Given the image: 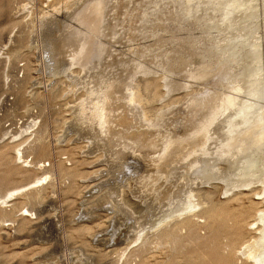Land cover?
Returning a JSON list of instances; mask_svg holds the SVG:
<instances>
[{"label": "rangeland", "instance_id": "rangeland-1", "mask_svg": "<svg viewBox=\"0 0 264 264\" xmlns=\"http://www.w3.org/2000/svg\"><path fill=\"white\" fill-rule=\"evenodd\" d=\"M74 1L0 0V264H254L252 259L245 258L240 253V249L244 242H251L259 236L258 226L260 223L254 222L253 219L258 210L264 209L263 182L260 179L258 183L251 184L252 186H240L241 188L238 187L232 191H227L226 187L230 183L226 174L229 172L227 170L232 167L222 161L217 165L216 169V174L220 175L219 178L207 182L198 179L189 180L187 175H191V178H193L192 176H201L198 172L199 168H193V170L189 169V165H187L186 169L185 165H182L183 168L179 169V172H182H177L175 177L167 182L160 177V172L156 171L161 169L159 165L161 163L163 166L165 165L162 173H166L165 170L168 171L169 167L179 164L177 160L179 161L182 158V154L186 153L192 146H185L186 150L183 148L181 151L170 149L167 151V157L161 160L162 158L160 157L164 153L162 147L157 148V151L154 148L146 149V155L145 152H141L142 149L140 150L136 143L131 146L132 133L138 132L137 134H139L144 130H137L144 129V125L146 126L145 122L141 120L137 108L132 109L131 106L132 110L130 109L129 111V109L121 107L123 103L119 102L116 108L114 107L116 112H111L110 124L113 127H116L117 123L119 126L120 119L124 117L121 119L123 121L121 125H128V128H131L129 133L122 130L124 133V138L122 139L119 137V129L112 130L115 133L108 134L106 135L107 137L96 134V132L98 133L96 125H91L88 116H86L87 118L85 117L86 113L80 110L82 101L85 98L87 99L85 89L87 91L96 88L95 90L100 91L101 89L100 92H102V87L108 85V82L122 81L121 78L134 74L136 67L142 64L151 71L155 68L152 72H154V77L158 78V93H167V87L163 86V80L161 79L164 76L169 80L176 81V85H178L162 97L160 101L153 104L154 107L161 108L163 106L160 110L163 111V108L165 110L162 112L161 121L145 134L149 136V139L156 140L159 143L161 141L162 143H169L170 137L174 140L176 135L183 134L185 129L182 128V121L189 115L188 119L191 122L197 120V117L192 116L194 106L190 103V99L206 95L207 91L205 90L213 83H218L215 89L221 86L216 80L218 76H211L206 81L203 80L204 83L200 80L204 84L201 85L198 80H192L187 74L189 71H193L194 68L196 70L201 66L196 56L198 52L196 46H203L213 42L220 36L216 34V31L211 34V31L208 37L201 38L198 35V32H200L199 28L194 25L202 24L204 18H207L206 15H209V13L211 15L212 11L214 13L216 6H214L213 1L168 0L167 3L164 1V6H162L163 4H155L154 0H118V2L117 0H106L108 1V6L113 9H110L109 13L112 12L113 14L109 15L108 13L106 16V22L103 24L105 31L101 39L105 43L103 57L109 58V63L104 61L106 58H102L103 61L98 62L100 64L98 67L97 60H92L90 65L87 66L88 68L86 67L83 70L79 65L70 67L66 57L68 58L67 53L69 54L72 50H70L71 42L65 41V35H58L60 27L56 25L65 24L69 20V16L64 15L67 11L72 10V6H69L70 4H79L83 0ZM175 2L179 4H175ZM180 2L183 3L180 4ZM254 3L261 15H264L263 0H254ZM24 6L27 8H24ZM155 6H157V9ZM158 6L161 11L158 10ZM184 6L186 8L188 6V10ZM213 7L215 9L208 11ZM114 8L117 9L115 10ZM114 10L115 12H113ZM154 10L158 16L153 15ZM187 11H190V13L188 12V15H190L186 17L184 15H186ZM59 12H61V15ZM261 15L256 18L257 24L263 22V16L261 17ZM158 17L159 19H157ZM249 20L242 18L238 21V24H241V26L243 24V27L245 24H254L252 22L254 21L253 19ZM110 23L113 24L111 25ZM125 23L128 25L124 26ZM146 24H149V29L147 34L142 36L141 31L143 26H145L144 29L146 28ZM167 24L168 26H166ZM173 25L175 28H171ZM155 27L158 28L156 29ZM115 28L117 29L115 30ZM61 30H63V26ZM151 30L153 31L150 32ZM184 35H187V38L185 36L184 39ZM133 37L136 38L134 39ZM198 37L201 42L194 43V40L197 41ZM189 38L190 40H188ZM136 40L142 45H139V43L137 45ZM63 41L65 42L63 43ZM141 41L144 42L142 43ZM19 42L22 44L19 45ZM64 46H67V48L65 47V49ZM152 46L153 48L151 49ZM136 47L139 49H136ZM13 49L15 51L18 50V53H15ZM60 49L63 51L61 52ZM113 50L115 51L113 52ZM111 52L116 54L117 58H115V55L113 57V54H110ZM139 52L141 57H139ZM144 53L147 54L145 55ZM154 55L155 58L153 59ZM190 55L196 57L193 59ZM56 56L60 57L58 62L62 63L61 66L59 63L55 67L53 66L51 59L53 58L56 61ZM120 57L123 59H119ZM159 61L162 62L160 63ZM118 62L120 64L122 62V64L120 65ZM211 63H213V60ZM164 66L168 68L165 69ZM96 68L97 70H95ZM100 69L106 70L108 74L106 71L105 73L103 72L104 74L101 73L102 70ZM168 69L170 72H168ZM118 70H120L119 73L117 72ZM165 71L168 74L164 75ZM99 72L101 73L100 79L98 78L100 76ZM139 76L141 77L137 73V77ZM96 77L97 80L99 79L98 83L100 86L96 81ZM111 77L117 79H111ZM103 83L104 86H102ZM201 87L204 91L198 92L197 89ZM241 95L242 93H240L239 97L243 98L244 96ZM115 98L109 97L108 103ZM262 100L259 101V105L264 107V98ZM115 103L116 101L114 100V102L112 101L109 104L114 105ZM167 108L168 110H166ZM120 113L122 114L120 115ZM113 114L118 115V117ZM122 115L123 117H121ZM118 120L119 122H117ZM137 120L141 123H138ZM185 126H187V122ZM126 136L128 137L125 138ZM126 139L128 140L126 141ZM212 139H209L208 146L209 150L212 149V153L214 152L213 146L217 147L219 143H223V140L224 143L226 142L225 138ZM111 142L116 143L113 145ZM18 148L23 152V158L21 159H19L20 157L16 152ZM127 148H129V151H127ZM121 151H126V155H119ZM157 152H159L158 155ZM148 155L151 158L150 160L146 158ZM159 155L161 156L158 157ZM131 156L134 158L139 157L142 162L148 161V164H134L136 160L132 159ZM153 163L154 165H152ZM261 169L264 172V166ZM259 174L257 172L255 176ZM36 179H40V181L35 183L36 186L34 185L26 191L15 194L5 204H1V198L6 193L13 189L21 188ZM186 182L191 183L192 188L195 190L206 189L208 192H213L212 201L215 203L220 202V209L222 208L221 205H224L226 198L241 190L243 194L240 195V201L230 200L225 207V212L230 215H239L244 210L247 212L246 220L249 224L239 230V228L234 226L231 228L224 226L222 219L218 221L215 219L216 221L211 220L212 223L210 224L212 225L208 226L209 223L206 224L208 221L205 217L195 216L192 218V222H196L194 230L187 232L182 229L180 232L185 237L177 246L170 245L168 242L162 243L157 235V227L159 225L155 224L159 221L158 217H161V220L164 218L166 221L172 216H177L176 212H172L173 215L166 217L165 214L168 210H163V212L162 209L168 206L166 204L169 192L174 189V196H172L175 198L176 192H179L178 188L175 189V186L180 184L183 186ZM213 184H216L217 188H213ZM156 192L166 195V198L161 200L164 202L159 208H156V203L153 201ZM255 192L257 193L255 194ZM163 194L159 196L163 197ZM237 201L238 203H236ZM258 201H261V203L255 205ZM196 209L188 210L189 212L186 210L185 212L193 214L199 211L200 206ZM138 211L141 213H138ZM174 214L176 215L174 216ZM134 217L135 219H133ZM137 235L141 236V238H137ZM229 243L234 246L236 254L229 253L227 246L225 247L226 251L224 250L225 244ZM238 250L240 254H237Z\"/></svg>", "mask_w": 264, "mask_h": 264}, {"label": "bare ground", "instance_id": "bare-ground-1", "mask_svg": "<svg viewBox=\"0 0 264 264\" xmlns=\"http://www.w3.org/2000/svg\"><path fill=\"white\" fill-rule=\"evenodd\" d=\"M51 1H53V0H51ZM154 1H155V4H157V5L163 4L162 6H164L163 2L166 1L165 3H167L168 0H154ZM209 1H211V0H209ZM212 1H213L214 6H216V9H215V7H213L211 9H209L208 11L215 9L216 12L214 11V13H212L213 12L212 11L211 15L208 12L209 15H206L207 18L206 19L204 18V21L202 24H194V25H196L197 28H199L200 32H198V35H200L201 38L205 37V36L208 37L209 33L211 31H212L211 34H214L215 32H213V31H216V34H218L220 36H218L217 39H215L213 42L209 41L210 43H208L206 41V43H208V44H205L203 46H200V45L196 46L198 49L196 56H197L198 60L200 61L201 66L199 65L200 67L198 69L195 70V68H194L193 71H189L187 74H188V77L191 78L192 80H198V83L200 82L201 85H204L203 84L204 81H206V79L210 78L211 76H214V75L218 76L216 80L220 83L221 86L218 87L217 89H215L218 86V83L217 84L213 83V84H211L210 87H208L205 90V91H207L206 95L204 94L205 96L203 95L201 97H194V98L190 99V103L194 106V111L192 112V116L197 117V120L194 122H191V120L188 119V117L190 115L187 116V118L182 121V125H183L182 128L185 129L183 134H178L175 137L172 135L174 137V140L172 137H170L172 140L170 139L169 143H164V142L162 143V141L159 143L156 140L149 139V136L146 135L152 127H156V124H158L161 121L162 112L165 110L163 108V111H161L160 109L163 106L161 108L160 107H154L153 104H156L158 101H160L162 97L167 95L172 89H175L178 85H176V81L169 80L165 76L164 77L162 76L163 77V78H161L163 80L162 84H163V86L167 87V89H166L167 93H164V94L158 93V91H157V87H158V81L157 80H158V78L154 77V74H153L154 72H152L155 68L151 71L148 68H146L144 65H142V64L140 65L139 63H138L139 64L138 66L136 65L137 67L134 70L135 73L134 74L130 73L131 75L126 74L127 75V76L125 75L126 77L121 78L122 81L118 80V81L111 82V83L108 82V85H106V82H105L106 86L102 87L103 88L102 92H100L101 89H100V91H98V90H95L96 88H92V87H91L92 89L87 90V91L85 89L87 99L84 96V98L86 100L84 99L85 101L84 100L82 101V105H80V110H82L84 113H86L85 117L88 116V119H90L91 125L92 124L96 125V127H97L96 130H98V133L96 132V134L106 136L108 134H112L114 132V131L112 132V130L119 129L120 130L119 137L122 139V138H124L123 131H128L127 133H129V132H131V128L129 127L130 128L129 129L128 125H121V123L123 122L121 119L124 118L123 115L121 116L123 118L119 117V118H121L120 119L121 122L119 123L120 125L118 126V123H117V122H119V120H118L116 122L117 126L115 125L116 127H113V125L110 124L111 112L112 113L116 112V110L114 111V107L116 108V106L119 104V102L123 103V105H121V107H123L125 109L126 108L129 109V111L131 109V106H132V109L137 108L139 113H140V118L143 122H145L144 124H146V126L144 125V127H145L144 129H138L137 130V131L144 130L143 132H141L139 134H137L138 132L132 133L133 136L131 135L132 136V138H131L132 139V142H131L132 145L131 146H133L134 143H136L139 146L140 150L142 149L141 150L142 153L143 152L146 153L147 152L146 149L154 148L157 151V148L162 147L164 150V153H162L163 152L162 151L161 152L163 154L162 157H160L161 155L158 156V157L162 158L161 160H164L167 157V151H169L170 149H174V150L177 149V150L181 151L185 146H188V145L192 146V148H190L186 153L182 154V156H181L182 158L179 161L177 160V163H179V164H177L176 166L173 165V167L172 166L169 167L170 169L167 168L169 170L168 171L165 170L166 173H164V174L162 173V169L165 168V165L163 166L162 163H161V165H159V166H161V169H157L156 171H159L160 177L164 178V180L167 182L170 181L173 177H175L176 173L179 172L180 168H183L182 165H185L186 169H187V167H186L187 165H189L188 166L189 169H193V168L196 169L197 167L199 168L198 172L200 173L201 176H197V177L192 176L193 178H191V175H187V179H189V180H197L198 179V180H203L204 182H207V181H210L212 179L219 178L220 175L216 174V169H217V165L223 161L224 163L226 162L227 164L230 165V167H232L230 170L229 169L227 170V172L228 171L229 172L226 174V177L229 179L228 181L230 183L226 187L227 191H232L234 188H238L240 186H250L251 184H254L256 182L258 183V180L260 179L263 182V186H262L263 191L262 192H264V172L261 169V167L264 166V107L259 105L260 104L259 101L264 98V15H261V12L258 11L256 5H254L255 4L254 0H212ZM73 2H75V1L73 0ZM107 2L108 1H106V0H83L81 3L78 2L79 4H76V3H74L73 5L70 4L69 6H72L71 7L72 10L67 11L64 15V16H69V20H68L69 22L67 21L68 23L66 22L65 24H56V25H58V27H60L59 31H58V35L59 34L65 35V37H66L65 41L68 40L69 42H71L70 50L71 49L72 50L69 54L67 53L68 58L66 57V59H68V63L70 65V67H72L74 65H79L83 70L88 65H90L92 60L93 61L97 60V63H98V62H101L102 58H106V57H103V53L105 51V43H103L101 38H102V35H104L103 32L105 31L103 28V26H104L103 24H104V22H106L105 21L106 16L108 15V13L111 9V6L109 7ZM117 2H118V0H117ZM263 2H264V0H263ZM27 3H28V1H27ZM113 3H111V4H113ZM181 3H183V2H180V4ZM30 4H33V3H30ZM49 4H50V2H49ZM175 4H179V3L175 2ZM186 5H187V3H186ZM199 5L201 6V4H199ZM207 5H209V4H207ZM114 6H115V3H114ZM177 6H179V5H177ZM195 6L199 7L198 5H195ZM155 7L157 9V6H155ZM184 7L186 8V6H184ZM184 7H183V10H184ZM211 7H212V5H211ZM24 8H27V7L24 6ZM54 8H55V6H54ZM187 8H188V6H187ZM189 8H190V5H189ZM209 8H210V6H209ZM194 9H196V8H194ZM57 10H58V8H57ZM111 10H113V9H111ZM115 10L113 12H115ZM130 10H131V8H130ZM158 10L161 11V9H159V6H158ZM159 11H158V13H159ZM53 12H55V11H53ZM188 12L190 13V11H187L186 15H184V16H186V17L189 16L190 14L188 15ZM47 13H48V11H47ZM59 13L61 15V12H59ZM111 13H109V15ZM153 15L158 16L155 10L153 11ZM258 15H261V17L263 16V19H262L263 22L262 23L259 22L261 24H257V22H256V18L260 17ZM159 17L157 19H159ZM242 18H246L247 20L253 19L254 21H252V22H254V24H252V25L245 24L243 27V24H242V26H241V24H238V21L241 20ZM127 19H129V18H127ZM151 19H152V17H151ZM169 21H170V19H169ZM111 25H110V27H111ZM126 25H128V24L125 23L124 26H126ZM148 25L149 24H146L145 29H144L145 26H143L142 31H141L142 36H145L147 34V31L149 29ZM62 26H63V30H61ZM166 26H168V24ZM173 27H174V25L171 26V28H173ZM186 27H187V25H186ZM105 28H107V27L105 26ZM116 29L117 28H115V30ZM128 29H129V27H128ZM130 29H132V28H130ZM188 29H189V27H188ZM190 29H192V28L190 27ZM124 30H125V28H124ZM153 30H154V28H153ZM153 30H151L150 32H152ZM196 30H198V29H196ZM188 32H190V31H188ZM116 35L118 36V34H116ZM125 36H126V34H125ZM185 36L187 38V35H184V39H185ZM18 38H20V37H18ZM10 39H12V38H10ZM60 39H61V37H60ZM184 39H182V40H184ZM16 40H19V39H16ZM143 40H144V38H143ZM188 40H190V38ZM200 40L201 39L198 37L197 41L194 40V43L201 42ZM65 41H63V43ZM125 41H127V40H125ZM154 41L156 42L155 39H154ZM141 42L143 43L144 41H141ZM145 42H147V41H145ZM8 43H9V41H8ZM137 43H139L138 40H136V44ZM148 43H150V42H148ZM189 43H190V41H189ZM14 44H15V42H14ZM17 44H18V42H17ZM21 44L22 43L19 42V45H21ZM52 44H53V42H52ZM11 45H13V44H11ZM63 45H65V44H63ZM63 45H62V47H63ZM139 45H142V44L139 43ZM149 45L151 46V44H149ZM143 46H141V47H143ZM65 47L67 48V46H64V48ZM186 47H188V45H186ZM189 47H190V45H189ZM194 47H193V49H194ZM17 48H18V45H17ZM152 48H153V46L151 47V49ZM65 49H64V51H65ZM112 49H114V47H112ZM136 49H139V48L136 47ZM186 50H188V49H186ZM13 51H15V50L13 49ZM17 51L18 50H16L15 53ZM60 51H61V49H60ZM114 51L115 50H113V52ZM142 51H143V49H142ZM67 52H69V51H67ZM113 52H111L110 54H113ZM105 53H107V52H105ZM159 53H161V52H159ZM10 54L13 55L12 52H10ZM62 54H64V53H62ZM110 54H109V57H110ZM191 54H193V53H191ZM114 55L116 56V54H113V57H115ZM155 55H154L153 59L155 58ZM59 56L55 57L57 62L55 61V59L50 58L54 67H55V65H57V63L60 62V61L58 62V60H60ZM106 56H107V54H106ZM196 56H194V57H196ZM139 57H141L140 52H139ZM150 57H149V61H150ZM172 57H173V55H172ZM191 57L194 59L193 56H191ZM9 58H11V57H9ZM115 58H117V56ZM188 58H190V57H188ZM119 59H123V58L120 57ZM119 59H118V61H119ZM61 60H63V59L61 58ZM212 60H213V63H211ZM104 61L105 62L107 61L109 63V58H106ZM110 61H111V58H110ZM156 61H158V60H156ZM191 61H193V60H191ZM126 62H127V60H126ZM172 62H175V61H172ZM61 64H60V66H61ZM118 64H120V62H118ZM121 64H122V62H121ZM93 65H95V64H93ZM99 65L100 64L98 63V67H99ZM104 65H106V64H104ZM150 66H152V65L150 64ZM106 67H108V66H106ZM64 68H65V65H64ZM119 68H121V67L119 66ZM164 68L167 69L168 67L164 66ZM186 68H187V66H186ZM150 69H152V68H150ZM169 69H168V72H170ZM63 70H65V69H63ZM95 70H97V68ZM100 70H102V69H100ZM120 70H118L117 72L119 73ZM125 70H127V69L125 68ZM105 71L102 70L101 73H103V72L105 73ZM174 71H175V69H174ZM69 72H70V69H69ZM109 72H111V71H109ZM124 72H123V74H124ZM162 72H163V70H162ZM168 72L165 71L164 75H166V73L168 74ZM73 73H74V70H73ZM101 73H100V76L98 77L99 79L101 77ZM113 73H114V71H113ZM118 73H116V74H118ZM137 73H139L141 75V77L140 76L137 77ZM107 74H108V72H107ZM91 75H92V73H91ZM122 76H124V75H122ZM169 77H170V75H169ZM94 78H92V79H94ZM102 78H104V77H102ZM106 78H107V75H106ZM113 78L111 77V79H113ZM80 79H82V78H80ZM98 80L96 77L97 83H98ZM200 80L203 83H201ZM89 81H87V82H89ZM92 81H95V80H92ZM192 83H193V81H192ZM92 84H93V82H92ZM94 85L97 86L96 84H94ZM98 85L100 86L99 83H98ZM102 86H104V83ZM205 87H207V86H205ZM197 91L199 92V91H204V90L201 87L200 89H197ZM240 93H242V95L244 96L243 98L239 97ZM109 97L110 98L116 97L114 99L116 101V103L114 105L109 104L112 101L114 102L113 99H112V101L110 99L111 102L108 103ZM261 97H262V99H260ZM79 99H81V98H79ZM74 103H76V102H74ZM187 103H188V101H187ZM168 108L166 110H168ZM132 112H134V111H132ZM198 112H199V114H197ZM121 114L122 113H120V115ZM113 115H115V114H113ZM166 115H167V113H166ZM166 115L164 114V116H166ZM131 116H133V115H131ZM169 116H170V113H169ZM73 117H74V115H73ZM116 117H118V115ZM126 118H128V117H126ZM140 118H139V120H140ZM134 119H135V117H134ZM114 120H115V117H114ZM129 121H130V119H129ZM164 121H162V122H164ZM237 121H238V123H237ZM137 122H138V120H137ZM166 122H167V120H166ZM186 122H187V126H185ZM82 123H83V121H82ZM125 123H126V121H125ZM130 123H132V122H130ZM138 123H141V122H138ZM127 124H129V123H127ZM157 128H159V127H157ZM89 129H91V128H89ZM241 129H242V131H241ZM39 131H38V133H39ZM158 131H159V129H158ZM155 132H156V130H155ZM127 137L128 136H126L125 138H127ZM212 138L215 140L225 138V141H226L224 143V140L222 139L223 143H219L217 147L213 146V148H214L213 153L211 151L212 149L210 148L211 150H209V148H208L209 139H212ZM103 139H104V137H103ZM106 140H104V141H106ZM127 140L128 139H126V141ZM114 141H115V139H114ZM122 142H123V140H122ZM111 143H113V145H114L116 142L115 143L111 142ZM123 145H124V143H123ZM123 145H121V146H123ZM125 146H127V145H125ZM118 147H119V145H118ZM40 149L43 151L42 148H40ZM127 149H128L127 151H129V148H127ZM184 149L186 150V148H184ZM16 152L18 153V156L20 157L19 159L23 158V152L19 148L16 149ZM125 152L121 151V152H119V155L124 156V155H126ZM159 152H160V150H159ZM159 152H157V155ZM146 155H147V153H146ZM157 155H156V158H157ZM152 156L154 157V155H152ZM131 158L136 160L134 164H139V165L140 164H145V165L148 164L147 159H145L147 162H145V161L142 162V160L139 157L134 158L133 156H131ZM146 158H149V155ZM150 159L151 158H149L148 160H150ZM125 162H126V160H125ZM152 165H154V163ZM141 167H142V165H141ZM157 167H158V165H157ZM133 168H135V167H133ZM155 169H156V167H155ZM189 169H188V171H189ZM180 172H182V171H180ZM257 172H259L260 174L255 176V174ZM141 176H142V174H141ZM222 176H224V175H222ZM178 177H179V175H178ZM180 179H181V177H180ZM38 181H40V179H36L35 181L29 182L28 184H26L25 186H22L21 188H17V189H13V190L9 191L8 193H6L5 196H3L1 198V200H2L1 204L2 203L5 204L8 201V199L10 200V198L12 196H14L15 194H17L21 191H26L27 189L32 188L34 185L36 186L35 183H37ZM162 181H163V179H162ZM172 182H173V180H172ZM143 183H144V181H143ZM158 187L161 188L160 186H158ZM254 187H255V185H254ZM171 188H173V187H171ZM177 188H178L179 192L178 193L176 192V194H175L176 197L175 198L173 197L174 196L173 195L174 189H173L172 191L169 192L170 194L168 193L169 195L167 196V204L166 205H168V206L166 208L162 209V211L166 210V209L168 210V212L165 214L166 217H170L172 212H174V213L176 212L177 216H175L176 214H174L175 217L172 216V218H170V219L168 218L169 220H166V221L164 218L161 220V217L160 218L158 217L159 221L155 224V225H159V227H157V229H158L157 235L159 236V239L161 240L162 243L168 242L170 245H173V246L176 245L177 246V244H179L183 240V238L185 237L184 234L180 232V231H182V229H185L187 232L194 230V226L196 225V222H192V220H193L192 218L195 216L205 217L206 220L208 221L206 224L209 223L208 226L212 225V224H210V223H212L211 220H213V221L217 220L218 221L220 219L223 220L222 222H223L224 226H226V227L229 226L230 228L232 226H234L236 228H239V230L243 229L244 226H247L249 224L246 220V218H247L246 217V214H247L246 211H244V210L241 211L239 213V215H235V214L230 215L229 213L225 212L226 211L225 207L230 202V200H239L240 201V199H241L240 195L243 194V192L241 190L236 191L234 194H232L231 196L226 198L225 202L223 203L224 205H221L222 208L220 209L219 207H220L221 203L220 202L215 203L212 201L213 192L212 193L208 192L206 189L205 190L204 189L195 190L192 188L191 183H187V182L183 186H181V184L176 185L175 189H177ZM213 188H217V185L213 184ZM255 191H257V190H255ZM160 193L161 192H159V193L156 192L155 193L156 196L153 197L154 198L153 201L156 203V208H159L161 206L162 202H164L161 200H164L166 198V195L163 193H161V194H163V197H160L159 196V195H161ZM256 193L257 192H255V194ZM124 200H126V199H124ZM263 200H264V198H263ZM236 203H238V201ZM259 203H261V201L256 202L255 205H257ZM172 205H173V207H172ZM128 206H131V205H128ZM198 206H200V209L198 212H194L193 214H187L185 212L186 210L192 211V210L196 209ZM132 208H133V206H132ZM134 209H136V208H134ZM258 211H260V212L258 213ZM258 211H257L256 215L254 216L253 220H254V222L255 221L258 222V224L260 223V225L258 226L259 236L254 238V239L252 238L253 240L251 242H249V241L244 242V243L242 242L243 246L240 249V253L242 255H244L245 258L247 257L250 260L252 259L254 264H264V209L258 210ZM138 213H141V212L138 211ZM157 214H158V212H157ZM162 216H164V215H162ZM211 218H214V219H211ZM133 219H135V217ZM130 228H131V226H130ZM140 230H142V229H140ZM137 238H141V236L137 235ZM191 241L193 242V240H191ZM226 246H227L229 253L236 254L234 251V248H233L234 246L232 244H230V243L225 244V246H224L225 251H226V248H225ZM238 253H239V250L237 251V254Z\"/></svg>", "mask_w": 264, "mask_h": 264}]
</instances>
